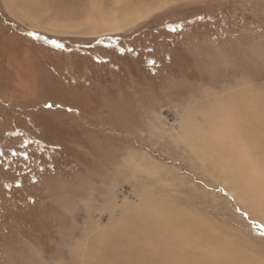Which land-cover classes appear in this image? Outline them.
<instances>
[{
  "label": "rangeland",
  "instance_id": "rangeland-1",
  "mask_svg": "<svg viewBox=\"0 0 264 264\" xmlns=\"http://www.w3.org/2000/svg\"><path fill=\"white\" fill-rule=\"evenodd\" d=\"M257 95L264 0H0V264H264Z\"/></svg>",
  "mask_w": 264,
  "mask_h": 264
},
{
  "label": "bare ground",
  "instance_id": "bare-ground-1",
  "mask_svg": "<svg viewBox=\"0 0 264 264\" xmlns=\"http://www.w3.org/2000/svg\"><path fill=\"white\" fill-rule=\"evenodd\" d=\"M128 26V21H124L123 23L120 24L119 26V29H122L124 27ZM257 100V101H256ZM256 101V103H255ZM256 104V105H255ZM260 104V102H259ZM252 107H250L249 109L246 110L247 113H244L241 109H236L238 110L239 112V116L241 117L242 120H245L246 118L245 117V114H248V115H252V117H255L252 119V121H256L258 120L261 124H259L258 126H254V127H251V126H248L247 128L243 129L240 127L241 131H240V139H242V143H244L245 145H248V149L247 150H244L242 152V154H247V153H254L255 152V149H254V146L258 144L259 148H258V152L261 153L263 152L264 153V135H261L260 133L264 132V111L262 112V116L258 119V117L254 116L256 110H258V95L253 97V102H252ZM242 106V105H241ZM260 107L262 110H264V103H261L260 104ZM244 118V119H243ZM222 131V130H221ZM198 135V134H197ZM201 135V134H200ZM207 135V134H206ZM223 135V134H221ZM239 135V134H238ZM217 136V135H216ZM227 136V135H225ZM202 137V136H201ZM236 137V136H235ZM234 137V138H235ZM199 138V136H198ZM197 138V140H198ZM207 138V137H206ZM209 138V137H208ZM218 138V137H217ZM221 138V137H220ZM199 139H203V138H199ZM214 139V137L212 138V140ZM239 139V138H237ZM207 140V139H206ZM202 142V140H200ZM204 141V140H203ZM199 142V141H198ZM222 142H223V139H222ZM222 142H209L211 144V147L213 148V153L215 155H219L221 152H223V150L220 148V146H223L224 147V144ZM203 144V143H202ZM204 145V144H203ZM209 144H207L206 146H208ZM205 146V145H204ZM235 152V153H234ZM233 153L234 154H230V155H236L239 153H236V151H234ZM228 154V153H227ZM221 155V154H220ZM237 156V155H236ZM234 157V156H233ZM218 159H220L221 162H223L224 164V168L227 169L228 171H230V168H229V164H228V160L223 157V154L221 157H218ZM217 159V160H218ZM230 159V158H229ZM261 158H257L253 163H246V162H242V166H244V168H241L242 170H247L248 168L251 167H254L255 169L257 168L258 169V166L259 168H261V170H264V160H260ZM237 160V159H236ZM254 160V159H253ZM219 161V162H220ZM258 171V170H257ZM259 176V177H258ZM247 177V176H246ZM264 179V173L263 174H260L258 175L256 172L253 174H251V177L249 178V185H248V189L252 192V194H254L256 197H258V187L254 188L253 190V187L254 185L252 184H258V180L260 179ZM254 182V183H253ZM264 187V186H263ZM262 190L264 191V188H260V192L259 194H263L262 193ZM146 208V206H145ZM156 214V213H155ZM157 216V215H156ZM166 219V218H165ZM170 219V218H169ZM173 221V220H172ZM171 223V222H170ZM155 224V223H154ZM168 224V223H167ZM150 225V224H149ZM172 225V224H171ZM168 227V225H167ZM158 229V228H157ZM156 229V230H157ZM170 229V228H169ZM158 231V230H157ZM165 231V230H164ZM169 232V231H168ZM205 232V231H204ZM155 235V234H154ZM135 240V239H134ZM142 240V238H141ZM168 240V239H167ZM140 241V240H139ZM163 241V240H162ZM131 242V241H130ZM161 243V250H157V251H154L151 255L147 254L149 252H147L148 248L146 246H143L144 247V255L141 253V255L143 257H145L144 259L142 258V256H140V260L141 261H145L146 260V263L147 264H152L153 263V260H155L156 262V258L158 255H160V257L162 256V258H165L167 260V255L170 254V255H174L176 254V249L175 251L171 249V253H170V250L168 249L169 247L165 244H163L161 241H159ZM139 243V242H138ZM152 243V242H151ZM154 244V243H153ZM169 244V243H168ZM131 246H133V242L130 243ZM137 246V245H136ZM130 247V246H129ZM138 247V246H137ZM157 247V246H156ZM171 248V247H170ZM173 248H177L175 245ZM131 250H132V247H131ZM168 251V254L166 255L167 251ZM136 251V249L134 250ZM210 251V250H209ZM181 252V251H180ZM151 253V252H150ZM153 258V259H152ZM170 258V257H169ZM159 259V258H158ZM148 260V262H147ZM168 262V260L164 263L163 260L160 261V260H157V264H166ZM170 262V261H169ZM156 264V263H155Z\"/></svg>",
  "mask_w": 264,
  "mask_h": 264
}]
</instances>
